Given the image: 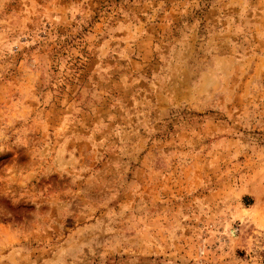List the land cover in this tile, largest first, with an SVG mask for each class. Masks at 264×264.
Returning a JSON list of instances; mask_svg holds the SVG:
<instances>
[{
	"label": "rangeland",
	"instance_id": "374dc122",
	"mask_svg": "<svg viewBox=\"0 0 264 264\" xmlns=\"http://www.w3.org/2000/svg\"><path fill=\"white\" fill-rule=\"evenodd\" d=\"M0 264H264V0H0Z\"/></svg>",
	"mask_w": 264,
	"mask_h": 264
}]
</instances>
